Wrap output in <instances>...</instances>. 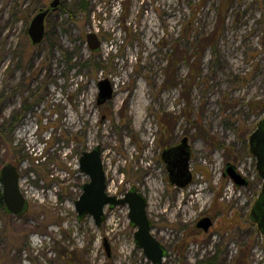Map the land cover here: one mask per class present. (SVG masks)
<instances>
[{"label":"rangeland","instance_id":"rangeland-1","mask_svg":"<svg viewBox=\"0 0 264 264\" xmlns=\"http://www.w3.org/2000/svg\"><path fill=\"white\" fill-rule=\"evenodd\" d=\"M30 5L0 0V168L18 166L30 203L22 216L0 212V264H152L127 205L107 206L101 227L78 219L89 182L79 159L97 145L107 192L147 197L164 264H264L249 219L262 185L249 137L264 118V0H60L39 45L28 34L39 10L19 13ZM105 78L118 85L98 104ZM185 136L193 180L179 188L162 154ZM227 163L250 184L225 177Z\"/></svg>","mask_w":264,"mask_h":264},{"label":"water","instance_id":"water-1","mask_svg":"<svg viewBox=\"0 0 264 264\" xmlns=\"http://www.w3.org/2000/svg\"><path fill=\"white\" fill-rule=\"evenodd\" d=\"M60 0H53L47 9L40 10L33 16L28 27V34L32 45L41 44L46 36L47 16L58 9ZM87 42L91 51L97 52L101 48V40L97 34L91 32L87 35ZM98 104H105L114 96V87L109 79L105 78L98 83ZM250 152L255 156L257 169L264 178V118L257 124V129L249 137ZM162 159L167 165L170 182L179 188L191 184L193 173L189 165L191 161V145L187 136L180 143L163 151ZM80 170L89 177V182L82 186V193L75 201V210L78 219L87 215L94 218L97 227H101L106 219L105 209L118 206L129 207L130 224L136 228L134 239L143 249L145 256L152 264H164L168 251L153 234V222L148 213V199L136 186L129 189L124 196L110 195L107 192V175L103 164L101 147L97 145L92 150L83 151L79 159ZM225 177H230L238 187L247 186L248 178L243 176L232 163H227ZM0 181L2 200L8 214L22 216L28 212L30 203L20 186L19 168L14 163H6L0 168ZM251 220L259 224V230L264 235V186L261 196L255 204ZM213 225L210 217H203L197 223V228L208 232ZM104 245L108 257H111V245L105 239Z\"/></svg>","mask_w":264,"mask_h":264},{"label":"trees","instance_id":"trees-1","mask_svg":"<svg viewBox=\"0 0 264 264\" xmlns=\"http://www.w3.org/2000/svg\"><path fill=\"white\" fill-rule=\"evenodd\" d=\"M44 1H46V0H31V5H30V7L28 8H26L27 10H20V12L19 13H23L24 14V16H28V18H30V16H31V14H29V13H34L35 11H37V10H42V9H45V8H43L44 7V5H45V3H44ZM52 13V12H51ZM46 34H47V31H46ZM29 107H27L26 105H24V107H23V109L26 111L27 109H28ZM18 116V115H17ZM17 116L16 115H14L13 116V118L15 119L14 120V124L12 125V127H11V130H13L14 129V127H15V125H16V123H17ZM0 212H5L6 214H8L7 212H6V210H5V206H4V203H3V200H2V188H1V181H0ZM67 256H69V257H71L73 254L72 253H67L66 254ZM199 264H217V259L216 258H213V259H210V261L209 262H204V261H202V262H200Z\"/></svg>","mask_w":264,"mask_h":264},{"label":"flooded vegetation","instance_id":"flooded-vegetation-1","mask_svg":"<svg viewBox=\"0 0 264 264\" xmlns=\"http://www.w3.org/2000/svg\"><path fill=\"white\" fill-rule=\"evenodd\" d=\"M47 8H48V7H46L45 9H47ZM256 129H257V127H256ZM249 152H250V144H249ZM250 154H251V152H250ZM251 155H252V154H251ZM252 157L256 160V170H257V175H258L259 179L262 181V185H261V188H260V190H259V192H258V194H257V196H256V198H255V200L253 201V203H252V205H251L250 212H249V219H250L251 223L253 224V226L255 227V229L257 230V232H259V233L262 235V238L264 239V235H263L262 232L259 230V224H258V223H255V222H253V221L251 220V213H252V210H253L255 204L257 203V201L259 200V198H260V196H261V193H262L263 186H264V178L261 177L260 172H259V170L257 169V161H258V159H257L255 156H253V155H252ZM248 180H249V179H248ZM249 184H250V180H249ZM249 184H248V185H249ZM248 185H247V186H248Z\"/></svg>","mask_w":264,"mask_h":264},{"label":"bare ground","instance_id":"bare-ground-1","mask_svg":"<svg viewBox=\"0 0 264 264\" xmlns=\"http://www.w3.org/2000/svg\"><path fill=\"white\" fill-rule=\"evenodd\" d=\"M165 3H167V2L165 1ZM113 82H114V83H112V84H113V87H114V88H115V87L117 88L118 82H117L116 80H113ZM197 222H198V221H197Z\"/></svg>","mask_w":264,"mask_h":264}]
</instances>
